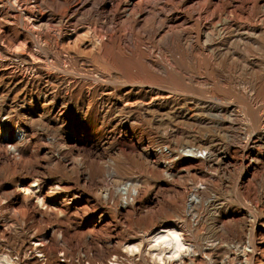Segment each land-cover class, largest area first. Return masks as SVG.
I'll use <instances>...</instances> for the list:
<instances>
[{"label": "rangeland", "instance_id": "374dc122", "mask_svg": "<svg viewBox=\"0 0 264 264\" xmlns=\"http://www.w3.org/2000/svg\"><path fill=\"white\" fill-rule=\"evenodd\" d=\"M0 264H264V0H0Z\"/></svg>", "mask_w": 264, "mask_h": 264}, {"label": "bare ground", "instance_id": "6f19581e", "mask_svg": "<svg viewBox=\"0 0 264 264\" xmlns=\"http://www.w3.org/2000/svg\"><path fill=\"white\" fill-rule=\"evenodd\" d=\"M33 182V181H32ZM36 182V181H35ZM30 185V184H29ZM130 186V185H129ZM34 188H37V185L33 182L29 187L24 188L21 187V192L27 194L30 193L31 195L35 196V193L33 191ZM49 189V188H48ZM40 192V191H39ZM56 193V192H55ZM133 196V195H132ZM193 196V195H192ZM192 198V197H191ZM46 200V199H45ZM190 200V199H189ZM197 200V199H196ZM190 202V201H189ZM188 211V210H187ZM49 230V229H48ZM181 234H179V232L177 231L176 228L174 227H163V228H159L155 231H153L150 236H149V241L150 243L153 244H157V243H161L162 246H166V248L168 249V253L169 256L172 257H176L180 254L183 253L187 247L186 245L183 243L182 239H181ZM33 239V238H32ZM46 240V239H45ZM41 242H43L41 240ZM185 242V241H184ZM42 244V243H41ZM48 244V243H47ZM149 244V242H148ZM43 245H45L43 243ZM41 246V245H40ZM151 246V245H149ZM133 247V246H131ZM128 248V247H127ZM192 248V247H191ZM131 251V250H130ZM132 252V251H131ZM188 253V252H187ZM193 255V254H192ZM165 256V255H164ZM160 257V256H159ZM158 257V258H159ZM157 258V259H158ZM165 258V257H164ZM169 258V257H168ZM170 260V259H168Z\"/></svg>", "mask_w": 264, "mask_h": 264}, {"label": "built area", "instance_id": "2783aa9c", "mask_svg": "<svg viewBox=\"0 0 264 264\" xmlns=\"http://www.w3.org/2000/svg\"><path fill=\"white\" fill-rule=\"evenodd\" d=\"M156 152L161 157H169L170 156V150L167 147H159L156 150Z\"/></svg>", "mask_w": 264, "mask_h": 264}]
</instances>
